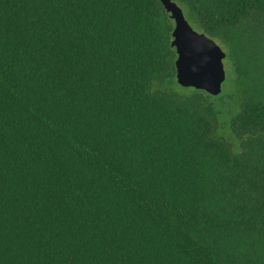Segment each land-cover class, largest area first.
Listing matches in <instances>:
<instances>
[{
	"label": "trees",
	"instance_id": "1",
	"mask_svg": "<svg viewBox=\"0 0 264 264\" xmlns=\"http://www.w3.org/2000/svg\"><path fill=\"white\" fill-rule=\"evenodd\" d=\"M174 1L249 88L240 154L160 0H0V264H264V0Z\"/></svg>",
	"mask_w": 264,
	"mask_h": 264
},
{
	"label": "water",
	"instance_id": "2",
	"mask_svg": "<svg viewBox=\"0 0 264 264\" xmlns=\"http://www.w3.org/2000/svg\"><path fill=\"white\" fill-rule=\"evenodd\" d=\"M174 22L171 47L175 48L176 80L182 87L194 88L211 96L222 93L226 79L224 60L227 53L207 34L195 30L174 0H160ZM194 62H189V55Z\"/></svg>",
	"mask_w": 264,
	"mask_h": 264
},
{
	"label": "rangeland",
	"instance_id": "3",
	"mask_svg": "<svg viewBox=\"0 0 264 264\" xmlns=\"http://www.w3.org/2000/svg\"><path fill=\"white\" fill-rule=\"evenodd\" d=\"M189 23L192 25L190 21ZM215 41L227 53L226 59L224 60L226 79L222 85V93L219 96H213L212 98L215 107L220 110L218 115L216 136L225 140L231 146L232 151L235 154H240L243 150L242 144L240 139H238V137L232 131L230 121L233 109L234 111H238L235 110L237 103L240 101L237 96H241L243 92H249V88L245 85V81L241 80L236 74L233 58L229 56L226 45L219 40ZM172 89L177 94L184 96H189L194 92L191 90L192 88L182 87L178 84H174ZM235 93H237V96L231 102V100L228 98H232Z\"/></svg>",
	"mask_w": 264,
	"mask_h": 264
},
{
	"label": "snow or ice",
	"instance_id": "4",
	"mask_svg": "<svg viewBox=\"0 0 264 264\" xmlns=\"http://www.w3.org/2000/svg\"><path fill=\"white\" fill-rule=\"evenodd\" d=\"M189 62H194V58L191 54L189 55Z\"/></svg>",
	"mask_w": 264,
	"mask_h": 264
}]
</instances>
